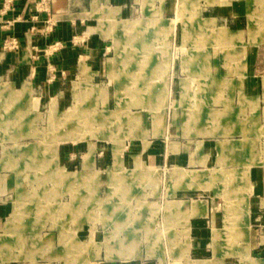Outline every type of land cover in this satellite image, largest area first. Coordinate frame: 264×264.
Here are the masks:
<instances>
[{
	"label": "rangeland",
	"instance_id": "obj_1",
	"mask_svg": "<svg viewBox=\"0 0 264 264\" xmlns=\"http://www.w3.org/2000/svg\"><path fill=\"white\" fill-rule=\"evenodd\" d=\"M93 5L95 20L92 25L98 26L91 32L109 38L110 49L104 58V72L97 75L89 67L88 61L89 66L82 62L66 85L65 105H59L56 99L41 102L39 98H34L39 97V94L28 83L15 87L6 80L0 82V114H5L10 120L6 130L0 129V137H6L4 146L0 144V159L3 147L9 150V157L13 158L0 167V171L9 170L7 173L10 177L5 180L11 189L3 201L12 206L5 228L0 232V264L45 260L42 253L46 249L47 235L53 232L60 234L61 243L69 239L71 244H77V250L72 248L76 255L72 264H82L83 256L94 254L100 248L103 251L104 247L109 258L132 254V250L128 254V246L123 245L121 239L131 235L133 229L139 231L140 241L145 244L157 236L159 240L172 238V234L178 236L177 232L181 229L177 226L172 230L170 226L166 229L163 224L166 217L176 222L180 216L171 215L167 192L168 196H173L174 193H170L177 189L174 200H184L186 197L195 200L203 198V191L198 188L189 190V185L188 189L179 182L177 173L180 170L172 172L142 167L115 172L105 167L95 169L96 144L102 148L113 147L115 168H120L125 142L135 137L140 128V120L133 114L137 112L136 108L153 114L155 135H159L167 108L181 107L185 89L197 93L190 102L196 100L201 104L200 107L213 106V92L209 88L215 87L217 83L204 80L209 74L227 77V81L219 82V100L222 102L219 105H224L225 100V104L239 107L240 82L231 80L238 79L239 74L243 76V47L251 42L250 36H253L252 41L255 43L264 42V39L260 40L261 34L243 33V39L242 34L233 35L226 28H214V21L201 17L198 0H139V5H134L132 12L123 16L120 8L106 6L100 12L97 0L93 1ZM259 17L258 14L253 15V26L258 25ZM258 28L256 33L262 30L260 25ZM122 61H128V65H123ZM182 64L184 73H198L204 78L190 82L191 88L187 85L185 89V86L182 87L184 81L169 82V74H182ZM147 71L149 75H146ZM118 74L121 78H129L118 83L121 87L126 84L119 93L116 82ZM148 77L150 81L146 80ZM139 85L145 87L143 92L137 89ZM23 86H27L25 88L28 90L23 94L18 92L10 95L5 91V88L18 90ZM171 101L174 102L170 104ZM258 104V98L241 100L242 106L248 105L256 112ZM260 107H264V102H260ZM238 109L248 121L260 122V114L252 117L248 108ZM174 117L180 125L186 115L177 113ZM194 117L190 113L186 126L188 134L189 123ZM258 132L260 140L256 143V153L264 156V129ZM203 134L226 135L228 131L224 132L220 126H212ZM73 143H91L87 154V166L94 168L91 173L74 172V169L59 164V148ZM17 148H20L19 153H15ZM10 151L15 154H10ZM254 157L251 155L248 158L250 161L244 171H205L204 186L206 189L224 191L226 196H247L253 187L249 170L257 163ZM3 179L4 176H0V187ZM182 180L188 184L193 182L195 186H192L199 187L201 177ZM153 190L158 194L155 191L150 193ZM211 197L225 211L226 202L222 194ZM166 201L167 216L162 209ZM239 204H234V207L232 204L231 214L240 212ZM15 207L18 208V215L23 213L21 208L24 207V212L30 213V216L26 220L19 218L20 221L18 217L9 218ZM114 218L118 220L117 224ZM100 219H109L111 224H115L107 225L105 222L104 226ZM22 221L26 222V226ZM182 228L188 240L191 230L185 226ZM226 235L231 243L238 244V234ZM18 236L22 237V241ZM10 239H15L13 249L7 246L11 244ZM188 245L190 243L187 242L184 248L186 255ZM21 252L24 256H21Z\"/></svg>",
	"mask_w": 264,
	"mask_h": 264
},
{
	"label": "crops",
	"instance_id": "obj_2",
	"mask_svg": "<svg viewBox=\"0 0 264 264\" xmlns=\"http://www.w3.org/2000/svg\"><path fill=\"white\" fill-rule=\"evenodd\" d=\"M3 1L0 0V82L6 80L15 87L28 83L32 90L35 89L39 94V97L34 98H39L41 102L56 99L59 105H65L67 103L66 85L77 73L82 62L88 66L90 64L89 67L97 72V75L104 72V58L110 49L109 38L100 33L91 32V29L98 26L92 25L95 20L93 18L95 16L94 0H15L13 9L6 13L3 11ZM198 2L201 5V17L214 21V28H226L233 35L261 34L260 40L264 39V0H198ZM134 5H139V0H97L100 12L104 7L109 6L120 8L122 16L123 14L129 15ZM254 14L260 16L258 25L255 26L251 24ZM49 19H53L54 26L52 30L46 32ZM84 23L86 25H83ZM259 25L262 30L256 33ZM252 37L250 36L249 45L246 44L243 47V76L239 74L238 79L231 80V82H240L238 86L239 107H234L229 103L225 104V100L224 105H219L222 103L219 100V82L227 81V77L224 79L220 75L209 74L205 76V79L204 75L201 76L198 73H184L182 64L180 66L182 74L171 73L168 75V81H184L183 86L179 85L180 87L185 86L184 89L187 85L191 88L190 82H197L201 78L211 83L216 82L215 87L209 88V91L213 92L212 107H200L201 104H198L196 100L193 103L190 102L193 96H197V93L195 94L192 89H185L182 94L184 100L181 101V107L179 109L173 106L167 108L162 133L159 135H155L153 114L136 108L137 112L133 114L139 118L140 128L135 137L125 142L122 165L117 169L113 147L102 148L95 143L93 165L95 169L105 167L115 172L132 171L142 167L160 171L171 170L172 172L180 170L177 173L179 182L184 183L186 187L189 185L190 189L187 187L189 190L195 188L202 190L203 198L194 200L186 197L184 200H174L177 189L170 193H174L173 196H168V191L169 202L166 201L163 208L161 207L163 213L166 212L168 202L171 203L169 205L171 215L180 214V216L176 222L173 218L166 217L163 224L166 229L169 226L170 230L176 226L181 229L177 232L178 236L172 234V238L164 240H159L157 236L158 238L145 244L140 241L139 231L133 229L131 235L121 239V243L128 246V254L131 250L132 254L109 258L106 247H104L103 251L100 248L94 254L83 256L82 264H264V156L256 153L258 152L256 143L260 140L258 131L264 129L262 121L264 120V107H260V102H264V42L255 43ZM14 40L17 47L11 48L10 43ZM56 43L60 44L58 50L48 51ZM107 64L106 71L109 76V61ZM122 64L128 65V61H122ZM146 73L149 75L150 72ZM128 79L127 77L121 78L120 74L117 75L118 93L126 87V84L122 88L118 83H123ZM146 80L150 81L151 78L148 77ZM25 87L27 86L18 90L9 87L5 88V91L10 95L18 92L23 94L28 91ZM137 89L143 92L145 87L139 85ZM191 92L194 94L191 95ZM242 98H258V112L253 111L248 105L242 106ZM172 102L174 101L170 104ZM238 108H248L252 117L260 114V122L248 121L246 115H241ZM177 113L186 115L180 121V125L174 117ZM190 113L194 114L195 119L189 123L190 133L188 134L186 126ZM219 115L222 116L219 117ZM9 123L10 120L5 114H0V129L6 130ZM212 126H220L224 132L228 131V134L205 136L203 133ZM237 131L241 132L237 133ZM5 141L6 137H0L2 146ZM90 148L91 143L63 145L59 148L58 162L70 170L74 169V172L91 173L94 168L87 166V154ZM17 149L15 153L20 152V148ZM15 153L10 151V154ZM1 154L0 167L13 159L9 157V150L4 147ZM251 155L253 157L256 155L253 160L257 163L249 170L253 187L248 191L247 196H226L224 191L206 189L203 180L205 171H244ZM7 171L9 170L0 171V176H4L0 187V232L4 230L7 217L12 211V206L3 201L11 189L5 180L10 177ZM193 176L201 177L199 187H194L193 182L188 184L182 180L188 181ZM220 193L225 198L226 212L222 211L221 204L211 197L212 195L218 196ZM155 194L158 192L155 191ZM239 202L241 203L238 206L241 207L240 212L231 214V208ZM153 203L159 204L158 202ZM13 209L18 210L16 207ZM21 209L25 211L24 207ZM15 211L9 218L21 219L23 217V220H26L30 216V213L23 211L18 215ZM102 220L101 224L104 226L105 222L107 225L118 223L116 218H114L115 223L112 224L109 219ZM21 223L26 226V222ZM182 226L191 230L188 240L182 233ZM233 233L239 235L238 244L231 243L226 235ZM18 237L22 241V237ZM46 240V249L42 253L45 260L36 261L37 263L21 262L20 264H72L74 262L76 255L72 252V248L74 250L77 248L75 242L71 244L68 239L61 243L60 234L55 232L48 234ZM9 241L11 244L7 246L9 245L10 249L15 248L12 244L15 239ZM187 242L190 245L186 248V255L184 248ZM79 243L82 242L79 241ZM22 254L21 252V256H24Z\"/></svg>",
	"mask_w": 264,
	"mask_h": 264
},
{
	"label": "built area",
	"instance_id": "obj_3",
	"mask_svg": "<svg viewBox=\"0 0 264 264\" xmlns=\"http://www.w3.org/2000/svg\"><path fill=\"white\" fill-rule=\"evenodd\" d=\"M14 3H15V0H4V1H3V11H4L5 13L8 12V11H11V10L13 9V7H14ZM53 26H54V21H53V19H49V20L47 21L46 32L52 30ZM59 45H60L59 43H56L55 45L51 46V47L48 49V51H50V52H54L55 50H58ZM10 46H11V48H16V47H17V43H16V41H15V40L12 41V42L10 43ZM7 47H8V46H6V48H7Z\"/></svg>",
	"mask_w": 264,
	"mask_h": 264
},
{
	"label": "bare ground",
	"instance_id": "obj_4",
	"mask_svg": "<svg viewBox=\"0 0 264 264\" xmlns=\"http://www.w3.org/2000/svg\"><path fill=\"white\" fill-rule=\"evenodd\" d=\"M7 227V226H6ZM7 229V228H6Z\"/></svg>",
	"mask_w": 264,
	"mask_h": 264
}]
</instances>
